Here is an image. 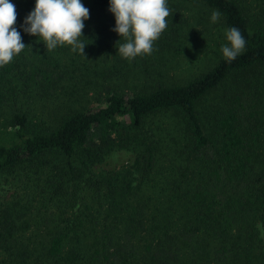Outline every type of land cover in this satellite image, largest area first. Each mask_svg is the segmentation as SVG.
<instances>
[{
  "label": "trees",
  "instance_id": "16d2710c",
  "mask_svg": "<svg viewBox=\"0 0 264 264\" xmlns=\"http://www.w3.org/2000/svg\"><path fill=\"white\" fill-rule=\"evenodd\" d=\"M242 1L200 0L240 30L245 51L168 85L165 62L143 54L132 61L141 78L125 58L92 63L108 50L94 40L110 33V0H81L85 56L47 51L24 31L36 0H10L26 47L0 66V174L13 189L0 194V264H264V6L251 27ZM184 21L161 34L172 55ZM228 83L202 117L199 104ZM168 112L176 123L147 127ZM121 147L134 153L128 166L94 169Z\"/></svg>",
  "mask_w": 264,
  "mask_h": 264
},
{
  "label": "clouds",
  "instance_id": "9594fccd",
  "mask_svg": "<svg viewBox=\"0 0 264 264\" xmlns=\"http://www.w3.org/2000/svg\"><path fill=\"white\" fill-rule=\"evenodd\" d=\"M116 18V27L125 43L119 44L118 52L123 58L150 55L153 43L167 28L166 18L173 12L166 6V0H110V9ZM89 18V9L81 0H36L35 8L25 18L24 31L37 36L52 51L57 46H71L72 51L84 55V43L80 37L84 20ZM221 18L219 10H213L211 23ZM16 10L10 0H0V66L7 65L26 45L21 34L13 25ZM228 43L221 46L227 62L235 60L246 48V40L237 27L225 29Z\"/></svg>",
  "mask_w": 264,
  "mask_h": 264
},
{
  "label": "rangeland",
  "instance_id": "374dc122",
  "mask_svg": "<svg viewBox=\"0 0 264 264\" xmlns=\"http://www.w3.org/2000/svg\"><path fill=\"white\" fill-rule=\"evenodd\" d=\"M241 4L245 7L246 14L250 20L249 24L251 27H254L256 14L261 6H264V0H244ZM166 6L169 7L173 12L172 14L175 15H170L166 18L168 26L162 32V34H169L171 31L172 20L178 19L179 16L187 20V22L184 21L180 26L181 30H185L187 32L182 46L183 50L177 55H172L171 41L169 40L170 36L167 37V40H164L160 35L159 38L153 43L154 51L150 55H143L147 62L148 60H162L165 62L164 64L166 65L167 69V79H165V81L168 85H173L175 83H184L195 75L201 74L202 72L208 70L221 56H223L221 52V46L228 43L224 34L225 29L227 28L225 27L222 18H220L217 23L210 22L212 12L207 10L200 0H166ZM109 9L110 8H108L106 12L105 19L109 21L110 33L106 35V37L99 35L94 40L98 44L99 48L107 46L108 48L106 47V49L108 50L103 51L100 49H95L96 56L98 58L92 61V63H95L100 59H104L106 60L105 62H109L111 65L112 61L123 58L117 49L113 51L111 50V48H117L116 46H119V44L125 43L126 41L123 37H120L118 32L113 30L116 27V18L114 13H112ZM165 36L166 35H164L163 38H165ZM133 59L134 58H125V60L129 61L131 64V70L126 71L127 76L134 78L132 75L135 73L137 78H141L142 70L139 65L132 64ZM135 59H139L138 55L135 57ZM101 66L102 63L100 64L99 68L97 67V70L101 69L100 71L103 73L109 72L107 66ZM262 73L264 74V70ZM133 82L134 85L131 86L132 89H126L127 93H134L136 91L138 92L141 84L138 83V80H133ZM106 84H109V80ZM229 86V83L228 86L223 85L220 89L207 96L202 101V103L199 104L198 110L200 111L202 117H205L204 112L206 114V110H208L210 105L217 102L221 97L223 90L227 89ZM259 90L264 96V87ZM89 104H92L89 106L92 108H96L99 105L94 101L89 102ZM33 112V121H36L41 115L40 105H34ZM175 118L176 116L170 112L158 113L148 117L146 120V125L147 127L150 125L152 128L160 125L161 128H164L166 126L165 123H176ZM34 129H36V127ZM2 130L5 129L0 125V139L2 142H4L6 137L3 136L4 134ZM133 157L134 153L131 150H127L122 147L116 148L106 154L103 157L102 162L96 165L94 169L96 171H108L126 167L132 162ZM6 176L7 175L5 174H0V182H4L0 184V194L3 196H8L13 192L12 188L9 189V185L6 182ZM19 188H21V186H19L18 189Z\"/></svg>",
  "mask_w": 264,
  "mask_h": 264
}]
</instances>
